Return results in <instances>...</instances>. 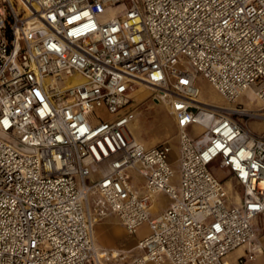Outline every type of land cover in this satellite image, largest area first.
Masks as SVG:
<instances>
[{"label":"built area","instance_id":"built-area-1","mask_svg":"<svg viewBox=\"0 0 264 264\" xmlns=\"http://www.w3.org/2000/svg\"><path fill=\"white\" fill-rule=\"evenodd\" d=\"M198 76L259 105H206ZM139 83L176 122V182L170 145L131 132ZM250 120L264 121V0H0V264H225L243 245L253 259L264 132ZM109 215L148 226L127 262L94 240Z\"/></svg>","mask_w":264,"mask_h":264},{"label":"rangeland","instance_id":"rangeland-1","mask_svg":"<svg viewBox=\"0 0 264 264\" xmlns=\"http://www.w3.org/2000/svg\"><path fill=\"white\" fill-rule=\"evenodd\" d=\"M194 86L197 89L198 98L205 103L208 104H219V105H229L233 106L236 103H240L247 108H256L258 107V102H250L247 93H243L236 103L228 102L223 96H221L210 83L203 78L202 76H198L195 79ZM150 92L143 90L141 91L139 97H135L133 99L134 106L137 109L136 118L130 124V129L133 135L140 140L147 148L152 147L156 144L167 143L171 147L170 152V161L172 168L174 169L175 177L173 182H176L178 179V153H179V142L177 136V126L174 120V117L169 112V108L164 103L156 100L154 98V93L152 90ZM101 116L105 119L109 118V114L104 112L103 110H96L91 120L95 122L98 120L96 117ZM248 126L255 132H264V121H248ZM188 133L191 135L200 134L202 130L198 127L193 129L192 127L187 128ZM213 173L219 177L227 191L229 196L238 201L242 197L241 189L239 187H234V181L227 178V174L219 169H216V165L212 164ZM131 182L134 185H140L141 179L138 176L131 175ZM167 198L164 195H159L156 198V207L158 210H161L163 205L166 203ZM117 222V219L114 217H105L101 219L96 225L99 235L103 240L104 238L115 241V246L118 248L128 249L132 246V241L139 238L140 235L144 233H148V226L145 224L140 228L138 232L134 234H126L125 231H122L121 234L112 228L111 226H105V222ZM143 225V224H142ZM119 237L116 239V237ZM135 251L127 252L126 258H129L134 254Z\"/></svg>","mask_w":264,"mask_h":264},{"label":"crops","instance_id":"crops-1","mask_svg":"<svg viewBox=\"0 0 264 264\" xmlns=\"http://www.w3.org/2000/svg\"><path fill=\"white\" fill-rule=\"evenodd\" d=\"M159 195H162V194H157V195L153 196V201H152V204L150 206V211H151L152 215H155L162 210V209L158 210L156 207V198ZM109 216L114 217L113 215H109ZM109 216H107V217H109ZM105 224H106L105 226H111L112 228L114 227V229L118 232V234H121L122 231H125L124 227L119 222L117 223L115 221L114 222L109 221V222H105ZM142 226H144V225H142ZM142 226L137 228L136 232H138ZM254 226H255V229L257 232V244L259 245L260 251L255 253V256L253 259H247V256H248L247 246L243 245V246L237 247L236 249L230 251L228 254L225 255V257H224L225 264H264V214H259L254 218ZM94 234H95V226H94V230H93V237L95 239ZM126 234H128V233L126 232ZM146 234L147 233H144L143 235H140L139 238L132 241V243H131L132 246L129 247L128 249L116 247L114 244L115 241H112L109 238L108 239L104 238L105 237L104 235H103L104 241H102V244L99 243L97 238H96L95 242L97 243V245H99L102 248L111 249V250H113L114 253L115 252L121 253L122 256L118 257L116 259L117 262L121 263V262L129 261L132 257H134L135 255H137L139 253V250L136 248V243L140 238H142ZM118 237H119V235L116 237V239ZM133 250L135 251V253L132 254V256H130L129 258H126L125 254L127 252H130ZM148 264H151V263H148Z\"/></svg>","mask_w":264,"mask_h":264},{"label":"bare ground","instance_id":"bare-ground-1","mask_svg":"<svg viewBox=\"0 0 264 264\" xmlns=\"http://www.w3.org/2000/svg\"><path fill=\"white\" fill-rule=\"evenodd\" d=\"M84 79L82 78V77H80L79 75H75V76H73V77H70L69 78V80H68V84L69 85H73V84H76V83H79V82H82ZM143 90H145V92L146 91H148V92H150L149 90H152L150 87H148L147 85H145V84H143V83H139L133 90H132V92H131V95H132V97H133V99L135 98V97H138V98H140L139 97V95H140V93H141V91H143ZM248 95H249V97L251 98V99H253V94L251 93V92H249L248 93ZM202 103H204V104H206V105H212V104H208V103H205V102H202ZM165 105V104H164ZM170 112V111H169ZM116 218V217H115ZM117 219V218H116ZM118 220V219H117ZM119 222V221H118ZM120 223V222H119ZM146 223H144L143 225H145ZM142 226V225H141ZM140 227V226H139ZM138 227V228H139ZM122 231V230H121ZM94 236H95V239L94 240H96V238H97V240L99 241V243H101L102 244V238H101V236L99 235V233H98V231H97V229L95 228V234H94ZM148 263H151V262H146L145 264H148ZM151 264H153V263H151Z\"/></svg>","mask_w":264,"mask_h":264}]
</instances>
